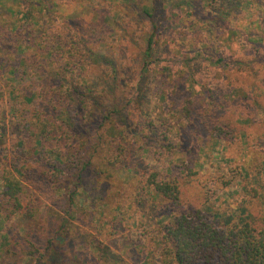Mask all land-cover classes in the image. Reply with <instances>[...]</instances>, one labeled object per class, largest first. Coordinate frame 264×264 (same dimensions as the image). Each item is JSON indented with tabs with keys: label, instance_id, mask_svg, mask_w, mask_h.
I'll return each mask as SVG.
<instances>
[{
	"label": "trees",
	"instance_id": "1",
	"mask_svg": "<svg viewBox=\"0 0 264 264\" xmlns=\"http://www.w3.org/2000/svg\"><path fill=\"white\" fill-rule=\"evenodd\" d=\"M23 1L26 9L17 13L26 21L19 27L11 20L15 8L12 7L9 13L0 8V70L9 85L5 92L0 85V99L6 93L5 100L10 106L9 111L3 109L0 112V223L5 225L6 238L20 244L21 254L27 260L38 254L36 264H46L45 260L55 249L53 241L59 232L53 221L45 232L33 222L39 212L38 201L30 197L33 191L43 195L55 194L59 199L57 191L64 188L66 180H71L68 176L77 180L74 194L86 185L85 175L89 171H99L109 178L114 169H125L131 151L123 142V134L137 115L130 91L141 92L145 74L154 77L150 92L158 102L171 100L172 108L184 119L193 139L210 133L233 143L244 139L248 126L258 129L255 138H264V118L260 117L259 108L256 107L254 115L249 111L244 115L238 108L244 100L242 97L241 102H218L214 93L200 98L179 88L183 78L194 76L195 73L187 70L189 59L186 58L188 53L198 50L182 46L185 44L183 38L180 45L179 36H189L192 42L198 38L199 28H196V19L192 24L184 25L187 28L181 31L173 22L177 24L183 14L196 18V7H202L209 20L233 22L239 19L243 0H13V5ZM176 9L180 10L175 12ZM89 15L92 18L88 23ZM50 18L61 24L58 29L48 23ZM82 21L87 24V29ZM93 21L112 30L116 45L127 47L139 48L136 30L150 28L146 33V47L141 49L139 82L131 87V82L128 85L120 78L119 85L126 90L115 100L107 89H100L104 87L97 84L95 77L91 85L71 77L76 73L82 75L83 64L89 61L87 58L93 64L97 62L98 68L111 64L115 80L119 71L124 75L130 73L115 63L116 59H126L125 50H120L116 59L109 60V48L104 47L105 50L101 51L93 48L105 41ZM209 31L214 34L212 29ZM215 36L218 38V33ZM165 37L173 49L177 43L180 52L185 48L181 61L166 59L164 54L167 52L157 49V38L163 40ZM224 60L225 57L221 56L217 61L222 63ZM161 63L164 64L158 71ZM233 65L226 61L223 69ZM168 77L175 82H169ZM195 83L193 79L192 84ZM254 92L251 90L248 98L253 97ZM98 116L104 129L97 125L93 134L82 139L74 150L75 144L79 143V123L87 117L94 120ZM139 119L151 131L140 137L158 142L159 136L162 149L173 153L175 139L167 133L171 124L165 128L161 115L155 121L149 117ZM6 129L18 138L13 149L6 147ZM247 137L245 134V139ZM101 153L102 162L98 167L95 160ZM195 166L190 161L180 163L164 174L161 170L146 169L143 190L149 191L150 198L145 197L140 189L135 194L136 206L143 217L147 216L145 224L155 234L158 264H264V181L261 172L254 185L246 186L247 206L242 207L246 212L244 220L237 223L228 216L221 224L219 213H212L207 208L216 191L208 186L202 172ZM229 183L231 180L224 181L223 187ZM73 194L70 196L72 204L75 203ZM154 196H158V203ZM164 204L169 208L165 217L159 206ZM64 206L66 211V204ZM70 207L67 209L69 213L72 211ZM181 208L184 209L171 213ZM20 214L26 216V219L21 218L24 221L21 226L20 222L14 221ZM169 215L172 219L167 217ZM11 252L8 249L5 254ZM142 252L149 253L144 247ZM59 254L56 251L52 258L56 264H63L62 260H57Z\"/></svg>",
	"mask_w": 264,
	"mask_h": 264
},
{
	"label": "rangeland",
	"instance_id": "2",
	"mask_svg": "<svg viewBox=\"0 0 264 264\" xmlns=\"http://www.w3.org/2000/svg\"><path fill=\"white\" fill-rule=\"evenodd\" d=\"M241 5L239 19L233 22L227 20L218 23L209 20L202 7H196V18L194 16L188 18L183 14L177 24L175 21L173 22L174 25H179V31H181L183 28H187L183 27L184 25L192 24V20L196 19V28H199L198 38L192 42L189 41V36L183 37V34L179 36L181 37L180 45H182L183 38L185 44L182 46L191 50L198 49L188 53L186 58L189 59L187 70L195 74L189 79L181 77L183 79L179 88L188 95L195 94L200 98L214 93L218 102L240 101L242 97L244 99L242 102L240 101L242 107L238 106V108L243 111L244 115L248 111L254 115L255 109L258 107L260 117L264 118V0H243ZM12 7L15 8L16 13L19 10L23 11L26 9V2H17L13 5V0H0V8L6 13H9ZM179 10L176 9L175 12ZM16 13L12 14L13 19L11 20L15 21L16 26L19 27L26 20L19 18L20 14L18 16ZM103 16L104 13H102V18ZM91 18L92 15H89V21L86 22L89 23ZM57 22L58 20L48 19V23L55 28L61 25ZM83 24L87 29V24L85 22ZM94 24L98 28V33L105 37V41L97 43V46L93 48L98 51L105 50L104 47L109 48L107 57L109 60L112 57L116 59L117 53L120 50H125L126 59H116L115 63L122 65L123 69H127L130 73L124 75L122 71H119L118 78L115 80L116 75L111 64L98 68L97 62L93 64L92 60L87 58L89 61L83 64L82 75L79 76L76 73L71 77L76 81H87L89 85L93 82L92 78L95 77L97 84L104 87L99 88L107 89L110 97L115 100L126 90L119 85L120 78L128 82V85L131 82V87L139 82L140 59L143 56L141 49L146 47V33L150 28L136 30L139 39L137 41L139 48H136L116 45L115 35L111 29H107L99 22H94ZM210 29L214 31V34H210ZM216 33L220 37L217 38ZM195 34L193 33V35ZM176 45V48L173 49L167 43V37L163 40L157 38V49L167 52L164 57L166 59L176 58L179 62L185 55V48L183 52H180L179 44ZM28 51L32 53V50ZM221 56L225 57V60L219 63L217 60ZM226 61L232 62L234 65L223 69ZM163 64L158 66V71ZM169 65L176 69L171 63ZM163 71L167 72L168 69H163ZM3 74L0 70V85L5 92L9 85ZM149 76H151L150 73L144 75L145 82L141 84V92L136 89L130 91L134 99L132 105L137 106L134 108L137 115L133 118L129 130L123 134V142L130 146L131 151L125 169L119 167L114 169L113 176L109 178L101 175L99 171L94 173L89 171L85 175L86 185H83V188L74 194V184L77 180L71 177L72 175L68 176L71 180H66L64 188L57 191L59 199L56 198L58 196H54L55 194L43 195L37 191H33L34 194L30 196L35 202L38 201L39 205L36 221H33L37 223V228L45 232L50 222L53 221L56 229L59 230L53 241L55 249L45 260L46 264H56L52 258V254L56 251L60 253L57 260H62L63 264H158V245L153 239L155 234L145 224L147 216H142L135 201L138 189L145 197L150 198L149 191L143 190L144 182H146L144 172L146 169L161 170L164 174L177 164L188 161L194 163L195 167L202 172L203 180L209 184V187L214 188L213 191H216V193L213 192V197L207 203V208L212 213H219L220 223L222 224V220L227 219L228 216L231 217L230 220H236L237 223L244 220L243 214L246 212L242 207L247 206L246 186L254 185L260 172L264 181V138H255L258 135V129L248 126L247 133L244 132V139L233 143L227 139L214 137L210 133L200 134L193 139L192 132L184 123V119L172 108L171 100L158 102V98L150 92L154 77ZM167 79L169 82H175L170 77ZM193 79L196 80L195 84H192ZM128 89L129 87H127ZM251 90H255L254 96L248 98L251 95ZM170 92H173V85L170 86ZM5 97L6 93L2 94L0 112L3 109L8 111L10 109ZM246 103L250 105L247 106ZM172 109L173 111H171ZM160 115L165 128L171 124L167 133L175 139L173 142L176 143V146L173 153H167L162 149L159 136L158 142L148 138L145 141L140 137V135H149L151 131L145 128L139 117L144 119L149 117L155 121ZM99 124L101 126L99 128L103 130L104 124L101 123L99 116L94 120H89L87 117L79 123V133L77 134L79 143L75 144L74 150L82 139L93 134ZM6 131V147L13 149L18 138L11 130L6 129ZM245 134L248 136L246 139ZM69 150L71 149L66 151ZM101 155L102 153L95 160L98 167L102 162ZM226 180H231V183L227 187H223L222 183ZM57 192L54 191V193ZM72 194L74 204L70 199ZM154 201L159 202L158 196H154ZM249 203L252 205L251 202ZM69 206L72 209L71 213L67 212ZM159 206L163 217H165L169 208L165 204ZM183 209H177L171 213H178ZM167 217L172 219L170 215ZM21 218L26 219V216L20 214L14 219L15 223H21L20 226L24 223ZM6 235L5 225L0 223V264H16L15 261L21 264H36L35 256L37 257L38 254L27 260L21 254L20 244L15 240H8ZM143 247L145 251L148 250V254L142 252ZM8 249L12 252L5 254Z\"/></svg>",
	"mask_w": 264,
	"mask_h": 264
}]
</instances>
